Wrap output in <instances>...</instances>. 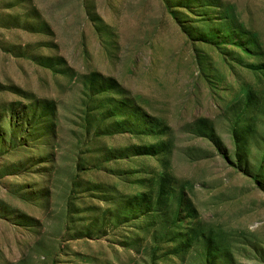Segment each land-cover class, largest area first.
<instances>
[{"label":"rangeland","instance_id":"374dc122","mask_svg":"<svg viewBox=\"0 0 264 264\" xmlns=\"http://www.w3.org/2000/svg\"><path fill=\"white\" fill-rule=\"evenodd\" d=\"M0 264H264V0H0Z\"/></svg>","mask_w":264,"mask_h":264}]
</instances>
